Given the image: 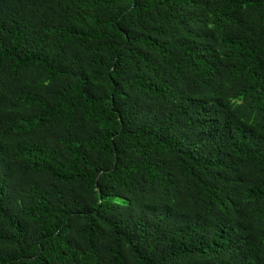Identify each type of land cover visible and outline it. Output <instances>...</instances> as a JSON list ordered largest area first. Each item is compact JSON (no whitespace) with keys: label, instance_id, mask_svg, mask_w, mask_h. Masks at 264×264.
Returning a JSON list of instances; mask_svg holds the SVG:
<instances>
[{"label":"trees","instance_id":"obj_1","mask_svg":"<svg viewBox=\"0 0 264 264\" xmlns=\"http://www.w3.org/2000/svg\"><path fill=\"white\" fill-rule=\"evenodd\" d=\"M0 264H264V0H0Z\"/></svg>","mask_w":264,"mask_h":264}]
</instances>
